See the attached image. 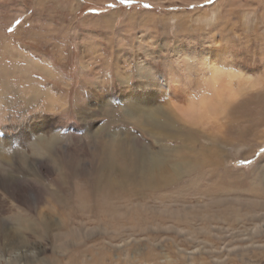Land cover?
<instances>
[{"label":"rangeland","instance_id":"obj_1","mask_svg":"<svg viewBox=\"0 0 264 264\" xmlns=\"http://www.w3.org/2000/svg\"><path fill=\"white\" fill-rule=\"evenodd\" d=\"M203 59L257 84L226 114L174 123L177 140L153 139L132 106L197 104ZM182 141L215 156L200 151L207 163L156 193L135 179L131 193L89 187L122 180L124 153L142 148L169 165L190 159ZM262 150L264 0H0V181L38 194L0 190V220L14 228V212L41 213L53 227L0 237V264H264Z\"/></svg>","mask_w":264,"mask_h":264},{"label":"bare ground","instance_id":"obj_2","mask_svg":"<svg viewBox=\"0 0 264 264\" xmlns=\"http://www.w3.org/2000/svg\"><path fill=\"white\" fill-rule=\"evenodd\" d=\"M204 60L205 59H203V61ZM216 60L217 59L214 60L215 63L207 59L204 61V65L207 66L206 69L209 70L206 80L208 88H206V93L197 104L190 103L189 105H182L181 103L171 102L172 104L167 106L161 104L160 106L150 105V107L144 108L143 106H138L140 103H137V105L132 106L129 116L153 139L164 140L170 137L175 138V136L180 133L179 129L174 126V123H177V121L190 122L193 124L197 120V117H199L200 120L206 121L216 114H226L229 105L241 96V94L256 85L257 82L250 78H243L235 72L224 70ZM233 78L237 80L235 81V83H237L236 85L233 83ZM177 109H179V111H177ZM161 118H163V120H160ZM181 135L185 137L186 141L193 142L191 141L193 137L190 134ZM51 139L53 141L52 136ZM182 146L186 147V154L191 153V158L182 159L178 153L175 155V158L172 159L173 165H169V160L164 158L162 154L149 151L147 148H142L136 152H128V154L124 153V155H127L129 162L125 161L119 166V172L123 178L122 180H114V178L108 176L104 180H95L93 185L89 187H91V190L94 189L97 192L105 191L108 192V194H114L115 190L113 188L116 186L117 188L123 187L122 189L126 193H131V190H129L125 184L127 181L132 182V179H135V184L139 185L140 189L156 193L159 189L170 186L181 179L185 173L195 171L200 166L207 163L206 159L202 158L201 160L199 158L200 151H208L209 157L211 158L215 156V152L211 148L195 150L190 144L184 141H182ZM53 147L54 144L48 141L44 153L47 158L52 154ZM134 154L139 161L138 164H134L132 161V155ZM0 157L4 158L5 155L0 153ZM113 165L116 164L113 162ZM46 168L49 167L46 166ZM37 169L38 167H36V165L29 164L26 170H23L25 173L27 171V173L34 174V171ZM136 175H139L137 180ZM0 182L3 187H0V190L5 191L8 198L15 199V196L19 195V199L27 203L38 201L36 190L33 187L27 186L29 184L25 183L26 180L22 182L5 177ZM19 212V214L14 212V215L18 216V218H15L14 225L12 226L14 228H11L8 224L0 220V237L8 245H11L14 240H20L17 227L29 229L33 232L41 229L43 235H46L53 228L48 220L50 217L45 214L40 213L36 219L28 221L22 211Z\"/></svg>","mask_w":264,"mask_h":264},{"label":"snow or ice","instance_id":"obj_3","mask_svg":"<svg viewBox=\"0 0 264 264\" xmlns=\"http://www.w3.org/2000/svg\"><path fill=\"white\" fill-rule=\"evenodd\" d=\"M120 2L122 3V4H131V3H133V0H120ZM215 2V0H205V3L206 4H213ZM110 7H113L112 5H110ZM145 7H150V5H145ZM17 24H19L20 23V21H17L16 22ZM12 29L10 28L9 29V31H11ZM177 111H179V109H177ZM183 114V113H182ZM262 151H264V150H262Z\"/></svg>","mask_w":264,"mask_h":264}]
</instances>
